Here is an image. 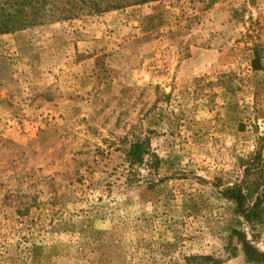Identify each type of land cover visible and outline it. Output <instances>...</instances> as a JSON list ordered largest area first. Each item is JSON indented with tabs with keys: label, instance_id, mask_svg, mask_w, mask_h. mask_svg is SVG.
Returning <instances> with one entry per match:
<instances>
[{
	"label": "rangeland",
	"instance_id": "rangeland-1",
	"mask_svg": "<svg viewBox=\"0 0 264 264\" xmlns=\"http://www.w3.org/2000/svg\"><path fill=\"white\" fill-rule=\"evenodd\" d=\"M244 241L264 253V0L0 35V264H249Z\"/></svg>",
	"mask_w": 264,
	"mask_h": 264
},
{
	"label": "trees",
	"instance_id": "trees-1",
	"mask_svg": "<svg viewBox=\"0 0 264 264\" xmlns=\"http://www.w3.org/2000/svg\"><path fill=\"white\" fill-rule=\"evenodd\" d=\"M149 1L156 0H0V35L33 25L72 20L84 13L101 14ZM259 60L256 54L253 60L255 68L260 67ZM144 153V146L135 143L131 146L129 156L133 162L141 163ZM252 175L249 167H246L242 181L229 191L238 208L244 200L251 199L258 192L259 183L257 179L251 178ZM242 214L249 221L257 217L253 207ZM242 250L249 264H264V253L259 252L250 243L244 241Z\"/></svg>",
	"mask_w": 264,
	"mask_h": 264
}]
</instances>
